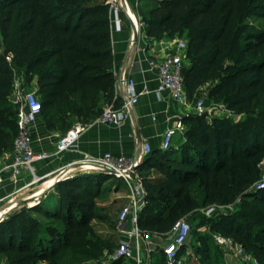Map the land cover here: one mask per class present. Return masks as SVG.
Returning <instances> with one entry per match:
<instances>
[{
  "label": "trees",
  "instance_id": "trees-1",
  "mask_svg": "<svg viewBox=\"0 0 264 264\" xmlns=\"http://www.w3.org/2000/svg\"><path fill=\"white\" fill-rule=\"evenodd\" d=\"M137 11L148 38H184L188 97L203 92L237 115L191 113L183 119L184 140L177 148L146 154L138 165L147 190L140 229L171 233L186 216L198 223L189 236L203 259L218 260L209 232L201 229L209 225L212 235L231 236L264 264V188L254 186L264 154V27L257 20L264 18V0H138ZM0 34V154L12 150L17 134V110L8 100L16 76L25 88L36 84L44 126L62 134L75 122L96 118L107 102L120 101L106 0H0ZM111 177L82 171L54 184L49 195L59 200L53 209H43V197L12 209L0 221L5 264H103L118 244V215L98 205L112 186L102 181ZM225 204H233L232 210L202 213ZM95 220L112 232L98 231ZM185 247L186 241L179 256ZM154 263L166 264L163 251Z\"/></svg>",
  "mask_w": 264,
  "mask_h": 264
},
{
  "label": "built area",
  "instance_id": "built-area-1",
  "mask_svg": "<svg viewBox=\"0 0 264 264\" xmlns=\"http://www.w3.org/2000/svg\"><path fill=\"white\" fill-rule=\"evenodd\" d=\"M106 3L108 5L110 27L113 25L116 29H119L122 23L120 0H106ZM135 30L136 33L141 34L143 39H148L145 33V23L139 13H137L135 20ZM0 42H2L1 34ZM158 42L161 43L163 48L162 55L150 59V65L157 70L158 84L156 91L166 93L174 103L186 109L187 113H199L204 107V101L188 97L182 75V59L186 42L178 38L161 39ZM7 61L10 63L8 59ZM114 90L115 96H117V80L114 82ZM140 94L136 90L135 81L132 78H127L125 81V95L122 100L118 103L115 100L107 102L102 112L94 119L74 123L64 134L58 137L55 144V154L77 150L80 134L94 123L113 124L118 128L121 127L128 119L131 108L138 102ZM8 100L17 110V134L13 141V148L8 154L10 160L0 167V185L3 181L2 172L4 170H9L10 177L16 181L21 169H25L32 175V182H34L39 179L34 168L35 162L49 156L44 151H35L34 149L33 134L37 119L40 116L41 104L35 91L23 87L22 81L17 76L12 82ZM184 130L183 118L181 116L175 117L174 121L163 130L161 149L165 150L172 146L175 137L179 134L183 136ZM143 150L145 154L152 150L146 140L143 141ZM80 161L114 170L115 175L120 177L126 185L127 202L121 208L117 217L118 244L113 252L109 254L108 259L103 260V264L119 258L134 259L136 264H142L143 258L140 251L142 248L148 251L153 249V242L150 240V234L142 231L138 225V215L146 202L147 190L141 177L133 175L138 167L137 162L133 157L124 154L113 155L110 152L97 156L85 154ZM254 186L255 189H263L264 176ZM232 208L233 204L211 205L204 209L202 213L210 216L221 211L232 210ZM190 231L191 223L189 220L180 218L174 223L170 241L163 248L166 264H183L182 255L179 256L178 251L187 240ZM213 237L216 244L233 252V255L241 263H258L251 260L250 255L239 244L240 242L231 236L216 233Z\"/></svg>",
  "mask_w": 264,
  "mask_h": 264
},
{
  "label": "crops",
  "instance_id": "crops-1",
  "mask_svg": "<svg viewBox=\"0 0 264 264\" xmlns=\"http://www.w3.org/2000/svg\"><path fill=\"white\" fill-rule=\"evenodd\" d=\"M137 4L138 0H120L122 23L119 29L113 25L111 27V56L117 80V96L120 100L124 97L127 78L135 81L136 90L141 93L138 102L131 108L128 119L119 128L113 124L94 123L80 134L77 150L55 154V144L60 132L47 129L39 116L33 134L34 149L44 151L49 156L35 162L34 168L39 179L34 182L32 175L25 169H21L16 181L10 177L9 170L2 172L0 221L14 208L34 205L37 200L53 190L58 180L82 171L99 170V166L80 161L85 154H124L133 157L139 165L146 156L143 150L144 140L149 142L152 150L160 149L165 127L172 123L175 117L181 116L184 119L191 114L181 105L174 103L166 93L156 91L157 70L150 65V59L162 55L163 48L158 41L143 39L138 32L134 41ZM183 140V136L177 135L172 146L177 148ZM9 152L0 154V167L10 160ZM140 173L141 169L137 167L133 175L141 177ZM170 238V232L151 233L153 249H141L142 264L151 263L154 254L157 258Z\"/></svg>",
  "mask_w": 264,
  "mask_h": 264
},
{
  "label": "rangeland",
  "instance_id": "rangeland-1",
  "mask_svg": "<svg viewBox=\"0 0 264 264\" xmlns=\"http://www.w3.org/2000/svg\"><path fill=\"white\" fill-rule=\"evenodd\" d=\"M143 1L145 2L146 0H141L142 4L144 3ZM257 20H258V24L260 23V26L264 27V18L258 16ZM1 37H2V42H0V52H2V50H3L2 47H3V41H4L2 34H1ZM178 39L184 40L183 37H179ZM5 56L7 57V59L10 62H13V53L12 52L5 53ZM22 83H23V81H22ZM30 85L31 86L26 87V89L28 90L31 88L33 91H36V89H37L36 84L31 83ZM205 97H206V94L202 92L198 97L194 98L196 100L202 99L204 101V107L202 108V110L199 113L207 111L209 116L216 115L218 117H221L224 115H228L229 117H233V118L237 117L236 114L228 112L225 110V104L223 102L216 101V100L214 101V98L206 99ZM15 119L17 121V115H16ZM40 120H42L41 117H40ZM68 129H66V130H68ZM62 133L63 132H60V135ZM259 164L261 166L260 178H262L264 176V154L260 157ZM102 182L111 183L112 186H111V190L103 192V194L100 196L102 198V200H99L98 205L101 207L107 206L110 209V210H108L109 213H111V215H114V217H115L119 214L121 208L124 207V205L127 202L126 185H125L124 181L120 177H118L117 175H113L111 178H109V180L108 179H107V181L103 180ZM117 184H119L120 188H121L118 191L113 187V186H116ZM43 200H44L43 201V209L46 210V209H53L54 207H56L59 199L56 195L45 194L43 197ZM48 201L50 202L49 204L47 203ZM260 209H264V208L260 207ZM182 218L187 219L186 216H182ZM41 220H43V218ZM252 221H254V220H250L249 222H252ZM189 222L191 223V225H194V226L197 225L198 226V223L196 222V220H195V222H194V220L193 221L189 220ZM95 224H96L95 228L98 231H102V233H104V234L109 235L112 232V230L104 222H98V220H95ZM201 229L207 230L209 232L208 235L210 236V239L212 240L213 245H215L214 252L216 253V256L218 257V260L215 261L213 259H209V260L203 259L201 257V254H198V252H197L196 240L189 236L186 240L185 250L181 256V259L183 260L184 264H243L233 255V252H231L230 250L225 249L223 247H220L218 244H216L215 240L213 239V235L211 233L209 225H207L205 227H201ZM115 239L117 241L119 239V233L118 232L115 235ZM239 244H241L243 246L245 252H247L248 255H250L251 260H255V261L259 262L258 258L255 257L254 255H252L251 252L248 251L244 247L243 243L240 242ZM156 256L157 255L154 254L153 264H155L154 262L156 260ZM0 264H5V259H4L3 255H0ZM38 264H45V263L42 261ZM87 264H94V263L91 261V262H88ZM149 264H152V262Z\"/></svg>",
  "mask_w": 264,
  "mask_h": 264
},
{
  "label": "water",
  "instance_id": "water-1",
  "mask_svg": "<svg viewBox=\"0 0 264 264\" xmlns=\"http://www.w3.org/2000/svg\"><path fill=\"white\" fill-rule=\"evenodd\" d=\"M133 38H134V41H136L137 34H136L135 31L133 32ZM99 167H100L99 170L104 171V172L108 173L111 176L115 175V171L114 170H112L110 168H107V167H101V166H99ZM38 201L39 200H37L36 202H38Z\"/></svg>",
  "mask_w": 264,
  "mask_h": 264
}]
</instances>
